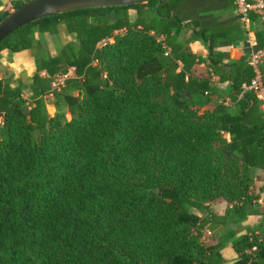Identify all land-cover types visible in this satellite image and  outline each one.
I'll use <instances>...</instances> for the list:
<instances>
[{
	"label": "trees",
	"instance_id": "1",
	"mask_svg": "<svg viewBox=\"0 0 264 264\" xmlns=\"http://www.w3.org/2000/svg\"><path fill=\"white\" fill-rule=\"evenodd\" d=\"M180 1L54 14L2 40L0 51H32L35 71L14 86L0 78V264L224 262L203 232L242 222L264 192V110L243 87L247 60L221 63L205 29L208 64L230 88L191 76L201 59L172 34ZM24 2L0 1V20ZM255 39L264 48V20ZM236 232L235 264H264V230Z\"/></svg>",
	"mask_w": 264,
	"mask_h": 264
},
{
	"label": "crops",
	"instance_id": "2",
	"mask_svg": "<svg viewBox=\"0 0 264 264\" xmlns=\"http://www.w3.org/2000/svg\"><path fill=\"white\" fill-rule=\"evenodd\" d=\"M0 1L2 4L6 2V0ZM130 10L133 13L129 11V15L131 14L130 17L134 18L136 12L134 9ZM172 14L180 20L179 26L181 25L172 31L176 41L182 43L186 50L195 55L196 59H201L199 62L193 64L191 76L198 79L207 78L213 88L219 90L222 94L226 93L230 88V80L226 77L221 79L219 74H214L211 71L208 64V50L211 42L204 40L200 31L205 29L208 33H213L215 36V44L212 50L221 53L219 57L221 63H228L232 60L246 61L251 52L248 39H255V29L264 20V17L257 15L258 20L253 22L249 19H242L236 10L233 0H181ZM46 34H43L45 39L47 38ZM35 36L38 38L39 35L36 33ZM45 45L50 54L54 55L56 53L53 43L52 50L46 41ZM0 66H3L4 69H7L12 74L14 81H10V84L14 86L16 78L20 75L31 76L34 73L33 52L22 50L9 53L7 49H4L0 51ZM181 66L182 64L179 62L176 71H179ZM261 71L264 83V62L261 64ZM189 75L187 74L185 79H188ZM216 96L214 94L213 98L216 99ZM226 103H228V97H226ZM48 105H51L53 110H55L53 104L47 103V111ZM204 108L210 109L211 105H207ZM261 108L264 110V104H261ZM263 185L264 171L257 170L255 188L259 189ZM263 198L264 192H261L260 198L256 200V205L251 208V212H249L242 222L226 225L214 224L212 228H205L212 234L211 243L205 245L221 243L218 250L224 259L222 264H235L238 260V254L231 243L234 229L238 231L234 237H238L250 229H255L256 232L264 230ZM226 207L227 203L225 201L209 204V208L219 215L224 213Z\"/></svg>",
	"mask_w": 264,
	"mask_h": 264
},
{
	"label": "water",
	"instance_id": "3",
	"mask_svg": "<svg viewBox=\"0 0 264 264\" xmlns=\"http://www.w3.org/2000/svg\"><path fill=\"white\" fill-rule=\"evenodd\" d=\"M147 0H29L11 10L0 20V43L21 26L41 18L88 8L135 5Z\"/></svg>",
	"mask_w": 264,
	"mask_h": 264
},
{
	"label": "built area",
	"instance_id": "4",
	"mask_svg": "<svg viewBox=\"0 0 264 264\" xmlns=\"http://www.w3.org/2000/svg\"><path fill=\"white\" fill-rule=\"evenodd\" d=\"M236 10L240 17L244 20L248 19L250 13H254L258 16L264 17V0H233ZM112 38L102 39L98 44L103 45L107 41H111ZM248 44L251 48V52L247 59L248 64L253 69V77L248 84L243 85L244 89L252 90L255 95L264 104V83L263 75L261 71V64L264 61V48H259L256 39H248ZM74 75V68H68L64 74H58L55 76L52 87H59L63 84V81L68 76Z\"/></svg>",
	"mask_w": 264,
	"mask_h": 264
},
{
	"label": "rangeland",
	"instance_id": "5",
	"mask_svg": "<svg viewBox=\"0 0 264 264\" xmlns=\"http://www.w3.org/2000/svg\"><path fill=\"white\" fill-rule=\"evenodd\" d=\"M8 1H13V0H6V2ZM23 1H27V0H23ZM131 13H133L131 10H129ZM131 15V14H130ZM46 39L44 38V40L50 45V48L52 50V40H51V36L46 34ZM66 39H69V40H72V36L71 35H67L65 36ZM264 62V61H263ZM262 62V64H263ZM0 78L2 80H9V81H14L13 80V77H12V74L7 70V69H4L3 66H0ZM24 96L27 97V93L24 92ZM48 113L50 115H54L55 113V110H53L52 106L51 105H48ZM67 118L69 117V115L67 114L66 115ZM191 210H194V209H191ZM195 212H197L196 210H194ZM202 239H203V242L205 244H209L211 243V239H212V234L208 232L207 229H204V232H203V236H202Z\"/></svg>",
	"mask_w": 264,
	"mask_h": 264
}]
</instances>
